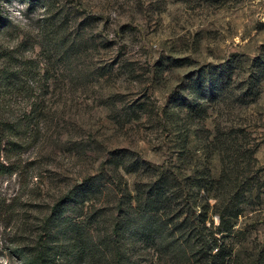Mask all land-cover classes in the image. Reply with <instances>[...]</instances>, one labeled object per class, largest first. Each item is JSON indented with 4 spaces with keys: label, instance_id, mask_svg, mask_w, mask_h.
I'll use <instances>...</instances> for the list:
<instances>
[{
    "label": "rangeland",
    "instance_id": "obj_1",
    "mask_svg": "<svg viewBox=\"0 0 264 264\" xmlns=\"http://www.w3.org/2000/svg\"><path fill=\"white\" fill-rule=\"evenodd\" d=\"M2 3L0 72L25 83L21 94L1 99L2 112L23 118L39 105L48 118L39 127H6L4 144L16 146L20 172L0 178V201L17 196L0 208V264H118V246L132 263L146 264L147 240L134 237L142 220L111 244L109 224L85 227L80 212L47 220L75 181L122 150L154 169L176 170L192 205L196 170L221 173L220 155L210 158L204 148L216 127L234 132L240 167L262 184L239 220L237 250L247 264L264 251V78L251 90L247 82L264 58V0ZM227 64L240 68V102L204 83ZM138 181L129 177L133 195ZM170 257L161 264H183Z\"/></svg>",
    "mask_w": 264,
    "mask_h": 264
},
{
    "label": "trees",
    "instance_id": "obj_2",
    "mask_svg": "<svg viewBox=\"0 0 264 264\" xmlns=\"http://www.w3.org/2000/svg\"><path fill=\"white\" fill-rule=\"evenodd\" d=\"M2 2L0 0V25L4 21ZM261 59L257 58L252 65L255 72L248 75V90L256 88L254 84L264 78V58ZM239 69L237 64L217 67L204 79L209 92L228 94L240 102L241 96L245 95L240 94L242 91L235 87L234 79L239 77L236 75ZM195 85L189 87L193 90ZM24 86L17 73L9 69L1 71L0 102L7 93L21 94ZM4 106L0 104V178L20 172V162L13 161L14 154H17L16 146L4 144L6 127H39L48 118L39 105L23 118L4 114ZM194 114L198 115L199 112L195 111ZM201 116L204 117V114ZM212 134L213 138L209 137L204 148L206 156L210 158L215 154L220 155L221 173L215 177L206 165L196 170V176L191 181L195 191L192 205L188 199H184V187L179 183L176 170L154 169L131 151L122 150L114 152L96 173H88L75 181L61 195V210L47 220V225L61 218L66 209L77 211L84 216L85 227L109 224L111 233L108 244H111L124 237L142 220L143 223H140L141 226L138 224V227L143 226V231L134 237L147 240L150 253L146 260L143 259L146 264H161L168 256L183 264H247L237 250L244 235L239 229V220L262 184L259 177L251 178L245 168L240 167L244 163L240 158L242 147L232 140L234 132L227 134L225 129L216 127L214 133L209 132V135ZM247 152L253 157L250 149ZM137 175L141 176L142 183L136 182L134 191L137 195H133L129 177ZM16 200L17 196L13 200L0 201V208H11ZM180 207L183 208L178 211ZM183 214L185 217L181 221ZM76 227L80 235L82 227ZM170 236L173 238L171 241ZM118 247V264H140L139 261L132 263L127 251L122 246ZM28 261L36 264L32 259ZM251 264H264V251L255 255Z\"/></svg>",
    "mask_w": 264,
    "mask_h": 264
}]
</instances>
